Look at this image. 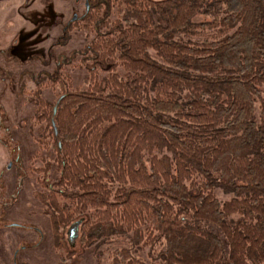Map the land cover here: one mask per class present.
Wrapping results in <instances>:
<instances>
[{
    "label": "trees",
    "instance_id": "obj_1",
    "mask_svg": "<svg viewBox=\"0 0 264 264\" xmlns=\"http://www.w3.org/2000/svg\"><path fill=\"white\" fill-rule=\"evenodd\" d=\"M73 30L86 88L34 93L57 248L81 220L83 248L128 239L113 264H264V0H88Z\"/></svg>",
    "mask_w": 264,
    "mask_h": 264
},
{
    "label": "rangeland",
    "instance_id": "obj_2",
    "mask_svg": "<svg viewBox=\"0 0 264 264\" xmlns=\"http://www.w3.org/2000/svg\"><path fill=\"white\" fill-rule=\"evenodd\" d=\"M84 6V0H0V264H113L114 253L130 246L127 238L115 237L83 248L79 232L71 247L68 225L63 231L68 252L57 248L44 201L59 173L51 128L37 121L34 93L55 103L59 76L67 78L72 92L86 88L80 60L92 35L73 30L65 34L68 40L61 38ZM216 195L229 199L221 191ZM148 252L149 247L138 256L149 262Z\"/></svg>",
    "mask_w": 264,
    "mask_h": 264
},
{
    "label": "water",
    "instance_id": "obj_3",
    "mask_svg": "<svg viewBox=\"0 0 264 264\" xmlns=\"http://www.w3.org/2000/svg\"><path fill=\"white\" fill-rule=\"evenodd\" d=\"M87 4H86V8H87ZM76 17L73 18V21L75 20ZM54 114L56 111V108L53 109ZM81 224V220L74 222L73 224H71L67 230L66 236H67V242L71 247H74L75 245V241L78 237L79 234V227Z\"/></svg>",
    "mask_w": 264,
    "mask_h": 264
},
{
    "label": "flooded vegetation",
    "instance_id": "obj_4",
    "mask_svg": "<svg viewBox=\"0 0 264 264\" xmlns=\"http://www.w3.org/2000/svg\"><path fill=\"white\" fill-rule=\"evenodd\" d=\"M84 2H85V6H84V11H83V13H82V15H80V16H78V15H76V14H74L73 16L75 17V16H77L76 18H75V20L73 21V19L72 20H70V23L72 22H75V21H78L80 18H82L83 17V15L88 11V6H87V8H86V4L88 5V0H84ZM73 17V18H74ZM68 25H69V23L66 25V27L65 28H63V30H62V34H63V36L61 37V38H64V36H65V34L68 32L67 31V28H68ZM60 38V39H61ZM52 187H50V189H51ZM82 223V222H81ZM17 226V225H16ZM80 227H81V224H80ZM80 227H79V232H80ZM17 228H21V226H17ZM37 229H33V231L35 232V234H36V236H38L39 237V239H42V234H41V232L40 231H36ZM79 235V234H78Z\"/></svg>",
    "mask_w": 264,
    "mask_h": 264
}]
</instances>
